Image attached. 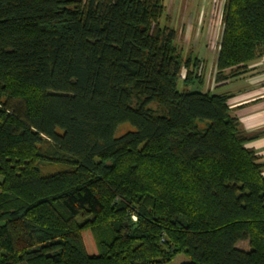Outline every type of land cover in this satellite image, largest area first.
<instances>
[{
	"label": "trees",
	"instance_id": "obj_1",
	"mask_svg": "<svg viewBox=\"0 0 264 264\" xmlns=\"http://www.w3.org/2000/svg\"><path fill=\"white\" fill-rule=\"evenodd\" d=\"M164 11L0 0V264H264L256 134L227 94L188 89L204 61ZM262 57L264 0H226L215 85Z\"/></svg>",
	"mask_w": 264,
	"mask_h": 264
},
{
	"label": "crops",
	"instance_id": "obj_2",
	"mask_svg": "<svg viewBox=\"0 0 264 264\" xmlns=\"http://www.w3.org/2000/svg\"><path fill=\"white\" fill-rule=\"evenodd\" d=\"M225 1L170 0V25L175 29L184 30L182 37L185 36V43L180 45L185 52L203 61L217 59ZM163 2L166 9L168 5L165 0ZM201 37L205 38L203 47L200 43ZM212 43L215 48L210 49ZM211 91L229 96L228 103L244 129L256 134L248 145L255 148L264 161V57L252 62L249 72L215 85Z\"/></svg>",
	"mask_w": 264,
	"mask_h": 264
},
{
	"label": "rangeland",
	"instance_id": "obj_3",
	"mask_svg": "<svg viewBox=\"0 0 264 264\" xmlns=\"http://www.w3.org/2000/svg\"><path fill=\"white\" fill-rule=\"evenodd\" d=\"M183 1H186V0H183ZM169 2L170 0H165V4L168 5V7L165 9L164 11V14H163V21H167L169 24L171 22V19L170 17H168V14L170 13V7H169ZM177 33H178V43L182 44L185 43L184 42V37L183 34H184V30H181V29H177ZM195 32V30H193V33ZM182 38V39H181ZM208 38V37H207ZM181 39V40H180ZM204 37H201V47H203V44L205 43L204 41ZM213 39V38H212ZM180 40V41H179ZM216 42V39H214V43ZM215 45L212 43L211 46L209 47L210 49L211 48H215L214 47ZM208 58H210V56H207ZM184 71L182 72V77L184 76ZM214 73H215V60H211L209 59V61H204V72H203V83H199L197 80L194 81L193 83H191L189 86H188V89H191V90H200V91H205V90H212V88H214L215 86V82H214ZM178 86L180 89H184V84H183V81L180 79L179 82H178ZM133 129V126L129 123V122H125L123 124H121L118 129H117V135H122L124 134L125 132H127L128 130H131ZM57 167L55 166H45V170L46 171H53L55 170ZM83 237H84V240H85V244H86V248L88 250V252L92 255H95L98 253V246H97V241H96V238L94 236V234L90 231V230H85L83 232ZM241 246H244L246 247L247 246V243L246 242H243L241 243ZM188 258L186 255L184 254H179L178 256L175 257V259L173 261H171L170 263L168 264H179L181 263L182 261H186Z\"/></svg>",
	"mask_w": 264,
	"mask_h": 264
}]
</instances>
